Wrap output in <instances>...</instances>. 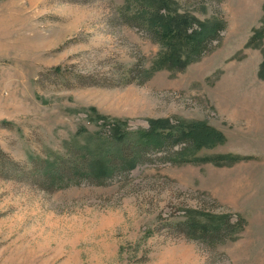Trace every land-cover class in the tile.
Wrapping results in <instances>:
<instances>
[{
  "label": "rangeland",
  "instance_id": "374dc122",
  "mask_svg": "<svg viewBox=\"0 0 264 264\" xmlns=\"http://www.w3.org/2000/svg\"><path fill=\"white\" fill-rule=\"evenodd\" d=\"M172 1L225 25L180 73L129 0H0V264H264V40L246 46L264 0ZM159 121L223 141L124 169L133 145L118 156L104 125ZM108 155L109 177L88 172Z\"/></svg>",
  "mask_w": 264,
  "mask_h": 264
},
{
  "label": "trees",
  "instance_id": "16d2710c",
  "mask_svg": "<svg viewBox=\"0 0 264 264\" xmlns=\"http://www.w3.org/2000/svg\"><path fill=\"white\" fill-rule=\"evenodd\" d=\"M262 9L264 11V4ZM181 10L180 6L172 0H129L128 7L124 10L128 14L126 19L130 23L129 25L143 31L158 44L160 48L159 67L179 73L211 53L216 43L220 42V35L225 29L224 23L218 22L222 20L217 19L218 21L216 20L212 26H208L198 22L190 14L181 12ZM263 40L264 16L261 19L260 27L252 31V36L246 46L260 47V42ZM259 78L264 79V61L259 71ZM111 123V125L106 123L104 127L108 126L111 141L120 146L118 156L123 153V148L129 149V145H133L131 146L133 149L131 156L126 154L124 155L125 158L123 157L121 160L124 169L127 171L134 169L141 151L145 153L143 150L148 148H151L150 150L153 152L163 151L165 148L167 151L179 148L172 154L173 158H177L190 149L198 150L212 141H223L219 132L201 124L179 126V130L172 133L167 121L164 123L161 121L151 122L146 131H130L126 130L124 123ZM110 157L111 155H108L105 160L94 162V167H90L88 164V172H97L101 177H109L113 168V161H110ZM221 158L226 159L227 156ZM57 166L51 170L54 178L62 176V172L56 171ZM190 226L191 229L197 231V235L201 238L209 232L208 229L199 226V224H191ZM190 226L187 225L189 229ZM222 226L229 229L231 227L228 225L227 219ZM221 229L217 228L214 231L220 233Z\"/></svg>",
  "mask_w": 264,
  "mask_h": 264
}]
</instances>
